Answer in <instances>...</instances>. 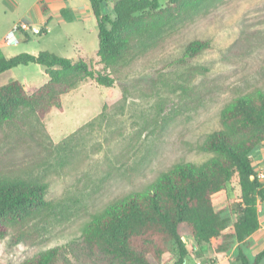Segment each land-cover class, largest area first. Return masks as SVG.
Wrapping results in <instances>:
<instances>
[{
    "label": "rangeland",
    "instance_id": "rangeland-1",
    "mask_svg": "<svg viewBox=\"0 0 264 264\" xmlns=\"http://www.w3.org/2000/svg\"><path fill=\"white\" fill-rule=\"evenodd\" d=\"M43 1L0 0L1 55L48 52L83 60L115 82L106 88L76 81L61 97L60 110L53 108L39 119L19 108L12 121L0 123V185L46 186L43 209L10 225L0 241V264H20L56 247L61 248V264H123L82 242L83 226L175 165L199 166L212 157L200 146L221 128L222 109L236 97L264 89V0H207L159 35L133 45L127 62L112 68L96 56L92 16L80 22L64 11L63 21L56 16L46 20ZM113 1L103 3V14L111 15ZM65 2L68 7L82 4ZM21 21L38 24L42 32L30 29L26 39L17 35L19 44L6 46L5 37ZM195 40L208 41L209 48L177 64ZM11 81L31 92L48 77L42 66L29 64L0 75V85ZM239 196L234 179L215 201L236 204ZM260 221L261 232L242 247L250 260L264 248V217ZM183 240L188 250L184 264H240L236 244L226 254L213 255L205 245L193 251L188 236ZM169 248L163 264L179 257L173 244Z\"/></svg>",
    "mask_w": 264,
    "mask_h": 264
},
{
    "label": "trees",
    "instance_id": "trees-1",
    "mask_svg": "<svg viewBox=\"0 0 264 264\" xmlns=\"http://www.w3.org/2000/svg\"><path fill=\"white\" fill-rule=\"evenodd\" d=\"M96 20V56L107 67L126 63L133 45L159 35L171 22L207 0H114L111 15L103 14L106 0H88ZM112 16V17H111ZM25 39L27 33L24 34ZM209 48L208 41L189 43L177 64L195 59ZM42 66L48 81L27 92L18 81L0 85V123L12 121L19 108H27L43 119L53 108L61 109V97L76 81L90 80L112 87L109 75L89 69L83 60L72 61L48 52L19 54L6 58L0 53V75L19 66ZM219 130L200 146L212 157L196 166L177 164L162 173L144 190L110 203L82 228L81 240L102 250L123 264H163L173 244L179 251L174 264H184L188 236L193 251L205 245L213 255L228 253L234 244L240 264H261L264 248L250 260L242 247L259 232L258 204L264 203V187L253 170V151L264 145V89L234 98L220 113ZM240 189L239 201H215L232 180ZM44 184L7 183L0 185V241L9 226L22 223L43 209ZM20 264H61L56 247Z\"/></svg>",
    "mask_w": 264,
    "mask_h": 264
},
{
    "label": "crops",
    "instance_id": "crops-1",
    "mask_svg": "<svg viewBox=\"0 0 264 264\" xmlns=\"http://www.w3.org/2000/svg\"><path fill=\"white\" fill-rule=\"evenodd\" d=\"M81 1H82L81 6L68 7L65 0H45L41 3V10L43 12L42 13L43 17L44 19L47 20V19H51L53 16H56L60 21H63L64 13H65L64 11H66L71 16H76L75 20L77 21L80 22L84 21L85 18L87 20H91V16L93 18L94 16L90 9L89 1L88 0H81ZM31 29L37 34H40L42 32V29L38 24H32ZM93 31L97 33V24L95 18H94ZM250 159L252 162L253 170L257 175L261 172H264V145L258 146L251 154ZM261 183L264 187V182ZM262 208H264V203L261 204L259 203L258 211L261 213L259 221L261 220V217H264ZM260 226H261V221H260ZM259 232H261V229H259Z\"/></svg>",
    "mask_w": 264,
    "mask_h": 264
},
{
    "label": "built area",
    "instance_id": "built-area-1",
    "mask_svg": "<svg viewBox=\"0 0 264 264\" xmlns=\"http://www.w3.org/2000/svg\"><path fill=\"white\" fill-rule=\"evenodd\" d=\"M31 29V26L26 21H21L15 24L10 31V33L6 36L3 43L6 46H13L19 44V40L17 35H24ZM257 178L260 182H264V172H261L257 175Z\"/></svg>",
    "mask_w": 264,
    "mask_h": 264
}]
</instances>
